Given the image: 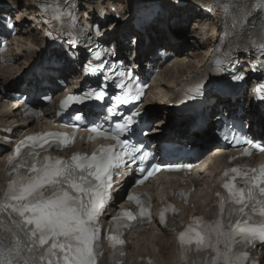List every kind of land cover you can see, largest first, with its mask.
Returning a JSON list of instances; mask_svg holds the SVG:
<instances>
[{
	"label": "snow or ice",
	"instance_id": "1",
	"mask_svg": "<svg viewBox=\"0 0 264 264\" xmlns=\"http://www.w3.org/2000/svg\"><path fill=\"white\" fill-rule=\"evenodd\" d=\"M6 26L9 29L15 27L12 23ZM116 30L117 26H113L101 32L100 25H95L98 39L91 41L87 48L89 59L84 62L85 75L102 76L99 86L69 95L60 105L64 108L69 102L84 103L93 99L105 101L111 82L118 92L111 97L105 120L111 121L115 117L119 119L115 120L114 127L104 129L103 132L100 131L103 126L99 124L88 131L104 135L115 143L99 149L98 153L91 156L74 154L64 160L49 155L41 156L40 151H46L45 146L51 147L53 144L58 147L69 145L76 137L75 131L70 135L54 132L29 135L16 146L15 155L9 158V163L19 158L13 167L17 175L10 180L7 190L0 193L3 197L0 200V214L8 213L13 224L11 230L14 234L22 233L26 244L22 246L21 240L17 239L7 251L0 249V264H20L21 260L23 264H44V261L47 264H96L99 253L94 251L93 244L98 238L95 220L104 207L113 183L111 169L121 164L137 165L149 160L151 154L143 144L137 146L129 139L122 138L126 134L135 135L134 126L144 116L138 107H133L125 114L126 106L140 101L143 92L137 94L133 91L134 86L137 89L142 86L136 83L132 70H124L125 61L113 59L118 56L119 38L114 35ZM88 31L91 32V29ZM88 40H91L90 36ZM130 43L135 46L137 38L131 37ZM80 47L81 44L75 39H70L68 48L61 55L68 60H78ZM222 63L225 65L223 68L219 67ZM228 63L227 60H217L216 74L228 75ZM117 65L121 70L116 71ZM261 70H264V66L252 69L253 72ZM229 79L233 84H241L246 74L232 72ZM206 83L198 82L194 94H186L185 100L179 102L203 96ZM253 100L264 104V83L257 85ZM81 119L79 114L74 117L75 121ZM244 126L250 128L251 123ZM144 134L147 135V132ZM234 140L236 145L245 143L264 151V141L256 143L238 135L234 136ZM247 151L245 148V154ZM161 167L171 169L182 166L152 164L147 174L137 183H143V180L153 175V170L159 171ZM229 172L235 175L229 177ZM256 173V169L241 171L232 168L226 171L224 176L229 179L222 184L226 195L216 193L219 198V213L214 212L216 218L211 223L195 218L179 233L180 245L194 243L197 252L212 249L215 256L211 264H244L249 258V253L244 249L254 247L255 241L264 244V167ZM237 178L243 184L242 187L233 182ZM129 199L141 205L143 215L144 207L139 197L131 196ZM122 215L128 220L135 219L128 212ZM159 219L164 224L163 213ZM108 239L112 248L124 243L118 233ZM219 244H223V249L217 247ZM25 248L28 253L26 257L23 255ZM119 254L124 255L123 252Z\"/></svg>",
	"mask_w": 264,
	"mask_h": 264
},
{
	"label": "bare ground",
	"instance_id": "2",
	"mask_svg": "<svg viewBox=\"0 0 264 264\" xmlns=\"http://www.w3.org/2000/svg\"><path fill=\"white\" fill-rule=\"evenodd\" d=\"M114 1L118 4H120V2L124 3L126 0H123V1L114 0ZM128 1L131 3L135 2V0H127V2ZM167 1L168 0H166V2L161 5L162 13L160 15V18L159 19L157 18L151 26L145 28L144 36L138 34L140 37V40L142 41L140 46H139L140 47L139 50H142L145 52L147 51L148 54L153 52L155 50V48H157L158 50L161 49V50H167L170 52H174L175 54L178 55L177 58H181L179 60V63H183L185 61V59L182 58V51H181L182 45L175 43L174 37L172 35H170L171 33L169 35L167 34V29L170 28V22L171 21L175 25H176V22H179V21L187 22V20H185V16L187 15L188 10L187 9H179V8L174 6V3L180 2L182 0H172L170 2H167ZM209 1H210V6H212L211 7L212 18L207 19L208 20L207 24L212 29L211 30V36L209 38H207L205 42H198V41L196 42V46H198L200 48H204L206 46L205 53H204L203 57L201 58L200 54L192 52L190 54V56H191V58H195L196 60H198L196 63H191L188 67H185V69L179 70L176 74H174L173 76H171L169 78V80L166 84L159 81L160 88H165V92H163L164 94H173L174 84L177 83L183 76L188 75V74H192L193 72H195L201 66V64L208 59L210 48L213 47L218 42V37H219L221 30H222V27L219 26V24H221L222 16L225 12L224 7H223V3L225 0H209ZM242 1H244L248 5V10L250 11L256 7L255 3L258 0H242ZM260 1H262V0H260ZM192 2L204 4L207 2V0H192ZM17 4H19V3H13L14 6H13V9L11 10V13H13L17 16L16 17V23L18 24L17 28H18V31L20 32L19 36L20 37L28 36L27 42L31 43V46L29 47V49H31V50L30 51H24L25 48H22L17 54H13L11 51V54L9 55L10 56L9 61L11 63H13V65H15L17 63H20L21 60L23 59L25 61V63H23L19 67H22V68L24 67L25 69L23 72H21L22 73L21 74V73H13L12 66L8 67V69L4 73V76L0 77L1 86L4 87L5 90L9 89L10 87L18 86L21 83V81L23 79L24 72L27 70L29 64L36 57H38V55L36 54V49H32V45L37 46L38 39L36 38L34 33L35 34L37 33V35H39L38 26L40 25V21H39L40 15H39V17L34 15L32 18V26H29V30H24V26H25L27 21H26V19L23 18V15H22L23 11H21V9H18ZM28 5L31 7V10H32L31 13H35V8L32 5L31 0H28ZM82 6H83V8L90 7V5H84V4H82ZM85 12L87 13V11H85ZM4 14H6V13L3 10V13H1V15H4ZM125 14H127V12ZM130 14H131V12L128 15H130ZM125 20H126L124 23L126 25L125 28H122V26H124V24L122 25V23H119L116 25L118 28H120V29L122 28L121 31L128 30V28L131 25L130 16H128V18ZM155 24H157V27L154 26ZM111 25H113V24H111ZM104 29H107V28H104ZM203 31H205V29L203 27H200L199 28V34H202ZM130 32L132 34L126 35V38H125L126 41H130L131 37H135L134 36L135 31L133 29H131ZM146 38L148 40V45L144 44V40ZM19 40L20 39L15 38V42H19ZM178 40H180V39H178ZM21 44L24 45V47H25V45L28 46L24 41L23 42L21 41ZM123 46H124V44L122 42H120V48L121 49H123ZM45 55L46 54L43 53V56H45ZM197 55H199V56H197ZM142 57H144V54H140V59ZM177 63H178V61H177ZM168 72H169V70L166 69L164 75L166 76ZM160 100H162V101L159 102V99L157 100L159 103H157V101L153 102V106L150 107L149 110H154L155 113L161 112L160 108L162 107V105L167 104L168 101L161 99V98H160ZM218 100L221 104H224L221 99H218ZM167 115L168 114L166 112V115L164 117H167ZM16 116H17L16 114H13V118H16ZM4 117L7 120V116H4ZM154 117L158 118V117H160V114L159 115L157 114ZM163 121L164 120H160L155 124L156 130H161V129L164 130L166 127H168V125L164 124ZM33 124L34 123H32V124L30 123L28 125V127L31 128L33 126ZM9 129H12L11 125L5 124L4 122H1V124H0V136H4L3 131H7ZM12 130L14 132H17L18 128H13ZM178 133L180 135H182V132L178 131ZM202 193H205L203 186L198 189L199 198L202 195ZM163 235L167 236V234H163ZM150 245L156 247L160 251V255L158 256L160 264H172L173 263L172 255L170 257L171 242H170V244H168V246L165 249L166 253L165 252L163 253V249L161 250L157 245H153V244H150Z\"/></svg>",
	"mask_w": 264,
	"mask_h": 264
},
{
	"label": "rangeland",
	"instance_id": "3",
	"mask_svg": "<svg viewBox=\"0 0 264 264\" xmlns=\"http://www.w3.org/2000/svg\"><path fill=\"white\" fill-rule=\"evenodd\" d=\"M9 2L11 1L12 4L13 3H19L17 4L18 9H21V11H23V15L25 16L26 21H29L32 23V10L31 7L28 5V0H8ZM84 1V5H92V8H96L99 7L102 10H106V8L111 4V2L109 0H82ZM117 4V3H116ZM104 5V6H102ZM117 8L119 9V11L121 13H123L125 11V7L124 4L120 2V4L117 5ZM82 10H87L85 8H81ZM202 18L200 17H191L186 23H182L177 22L176 25L173 24V22H171V27H172V33L174 35L175 38L180 39L178 40V43L182 45L181 51H182V58L187 59L185 62V65L182 66H175L171 69V71L165 76L161 78V81L166 84L169 80V78L171 76H173L174 74H176L179 70L185 69V67H188L191 63H196L198 60H196L195 58H191L190 54L193 53H198L200 54V57L202 58L204 53H205V49L206 46L204 48H200L198 46H196V34L199 33V27H201V25H207L208 20L207 19H203V21L201 20ZM207 20V21H206ZM196 22V23H195ZM201 22V23H200ZM29 26V24H28ZM206 27V26H205ZM24 30H26L25 26H24ZM34 35L36 36L37 39H39L41 37V35H37V33ZM17 39H20L19 42H15L12 45V53L17 54L21 49H22V45L21 41L25 42L26 44H28L27 40H28V36H18ZM130 45V44H128ZM126 48L131 49L129 46H126ZM131 51V50H130ZM153 53V52H152ZM199 56V55H197ZM196 56V57H197ZM188 61V63H187ZM24 63V60L22 59L20 63H18L17 66H14V70L19 68L20 65H22ZM160 79V78H159ZM163 89L162 90H158V94L159 96L156 97V100L161 98V95H163ZM152 107V106H151ZM165 115L163 113H161V116L157 118V121L164 119ZM165 120V119H164ZM202 185V184H201ZM140 239L142 240V242H146V244H157L161 249H163V253L166 249V247L169 244V238L168 236L164 237L162 235H158L156 232L152 233V234H146L140 237Z\"/></svg>",
	"mask_w": 264,
	"mask_h": 264
}]
</instances>
